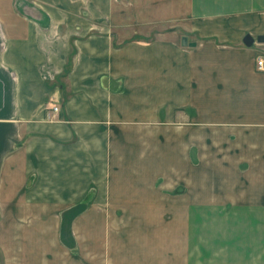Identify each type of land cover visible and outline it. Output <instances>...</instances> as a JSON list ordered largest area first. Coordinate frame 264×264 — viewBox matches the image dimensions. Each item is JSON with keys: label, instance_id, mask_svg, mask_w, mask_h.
Returning <instances> with one entry per match:
<instances>
[{"label": "crops", "instance_id": "1", "mask_svg": "<svg viewBox=\"0 0 264 264\" xmlns=\"http://www.w3.org/2000/svg\"><path fill=\"white\" fill-rule=\"evenodd\" d=\"M259 36L264 0H0V264H264Z\"/></svg>", "mask_w": 264, "mask_h": 264}, {"label": "water", "instance_id": "2", "mask_svg": "<svg viewBox=\"0 0 264 264\" xmlns=\"http://www.w3.org/2000/svg\"><path fill=\"white\" fill-rule=\"evenodd\" d=\"M243 42L246 46L251 47L255 43V39L251 35H247ZM257 42L260 44H264V36H259L257 38ZM182 44L183 46L187 45V38H183Z\"/></svg>", "mask_w": 264, "mask_h": 264}, {"label": "built area", "instance_id": "3", "mask_svg": "<svg viewBox=\"0 0 264 264\" xmlns=\"http://www.w3.org/2000/svg\"><path fill=\"white\" fill-rule=\"evenodd\" d=\"M257 69L259 71H262L264 72V54L260 55L258 58H257ZM54 112H58L59 111V107H54L53 109Z\"/></svg>", "mask_w": 264, "mask_h": 264}, {"label": "rangeland", "instance_id": "4", "mask_svg": "<svg viewBox=\"0 0 264 264\" xmlns=\"http://www.w3.org/2000/svg\"><path fill=\"white\" fill-rule=\"evenodd\" d=\"M28 221H30V220H28Z\"/></svg>", "mask_w": 264, "mask_h": 264}]
</instances>
